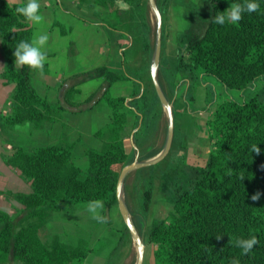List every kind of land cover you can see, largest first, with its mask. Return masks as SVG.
Segmentation results:
<instances>
[{
	"label": "trees",
	"instance_id": "1",
	"mask_svg": "<svg viewBox=\"0 0 264 264\" xmlns=\"http://www.w3.org/2000/svg\"><path fill=\"white\" fill-rule=\"evenodd\" d=\"M256 2L260 5L258 11L243 13L236 24L219 25L212 18L231 3H243V0H211V15L205 28L200 32L191 29L182 35L179 68L190 71L191 91L200 82L201 75L211 76L227 88L243 91L264 80V0ZM98 3L114 12L119 9L117 0H98ZM165 3L158 2L160 9ZM21 6L24 4L0 0V49L6 59L1 75L6 83H15L11 97L14 112L1 116L2 128L26 123L37 128L44 121L60 120L68 106L83 111L104 100L112 108L113 121L98 134L109 130L113 137L104 150H88L87 171L74 163L70 142L29 150L6 138L13 150L6 156V164L17 169L31 183L33 191L5 192L19 201L23 209L14 218L0 210V264L84 261L94 250L87 241L73 246L58 236L48 240L49 216L60 210L66 200L76 203L102 200L107 209L118 203V178L129 162L120 135L127 123L125 109H135L139 118L142 116L143 125L149 127L160 100L153 83L140 96L136 89L131 99L111 96L110 86L122 77L99 67L82 76H105L101 92L75 103V89L71 88L61 104H50L32 85L34 74L40 71L27 66L15 68V47L21 40L31 42L33 34L32 23L16 12ZM186 53L189 61L184 57ZM47 71L45 62L43 72ZM207 126L209 137L214 141L207 162L192 166L190 175L177 177L172 195L157 190L153 170L143 177V183L135 182L139 214L144 219L156 193L172 204L168 217L153 219L151 226H147V241L154 245V264H231L233 260L239 264H264V101L257 96L243 101L224 100L217 105ZM253 145L260 147L259 154L251 150ZM174 170L186 171L180 167ZM257 192L261 193L260 198L253 201L251 196ZM217 235L222 238L217 240ZM251 236L258 243L244 255L235 241Z\"/></svg>",
	"mask_w": 264,
	"mask_h": 264
},
{
	"label": "crops",
	"instance_id": "2",
	"mask_svg": "<svg viewBox=\"0 0 264 264\" xmlns=\"http://www.w3.org/2000/svg\"><path fill=\"white\" fill-rule=\"evenodd\" d=\"M38 2L39 14L44 19L40 24L32 23V38L34 34H47L49 37L42 49L46 53L48 71L36 72L32 85L50 104H61L71 88L75 89V103L84 102L92 94L101 92L105 76H82L99 67H105L109 72L122 77L110 86L109 92L113 97L131 99L136 89L140 91V96L146 88L152 87L150 66L155 48L156 20L148 0H135L133 4L122 1L128 8L122 10L119 7L117 12L99 4L98 0ZM157 2H166L161 8L163 40L158 78L172 105L175 118L174 140L167 157L179 166L185 163L203 166L214 142L209 137L207 122L213 117L217 105L230 98L243 101L257 96L264 101V80L257 81L243 91L227 88L215 78L201 75L200 82L191 91L190 71L179 68L181 37L191 29L200 32L205 28L211 15V0ZM26 3L27 0H14L11 4ZM184 57L190 60L189 54L186 53ZM5 66L6 59L0 49V210L14 218L21 213L23 206L19 201L6 196L5 192L30 193L33 188L17 169L6 164V156L13 152L6 138L29 150L61 141L70 142L73 144L74 163L87 171L90 165L88 150H104L108 140L113 137L109 130H105L102 135L98 134L112 123L113 116L111 106L100 100L83 111L68 106L60 120L44 121L37 128L26 123L3 129L1 116H9L14 112L11 97L15 89V83H6L2 78ZM209 88L213 94L208 92ZM125 110L128 113L127 123L120 135L129 154L128 163L137 158H154L163 150L167 139L166 109L160 102L154 109L155 117L149 127L143 125L142 116L139 118L135 109L127 107ZM142 154L146 156L142 157ZM129 175L124 183L123 196L133 220L138 219L134 222L146 241L147 224L153 219H164L158 213L164 209L170 211L172 204L156 193L148 217L144 219L139 214L138 199L132 196V188H127ZM134 175L131 183L133 188L138 172L135 171ZM143 175L149 173H141ZM100 201L103 203L100 214L107 217V223H99L91 218L87 211L89 201L76 203L66 200L60 210L53 211L49 216L46 223L48 240L58 236L62 242L73 246L85 240L94 249L85 261L75 260L69 264H136L137 245L119 204L107 209L105 203ZM142 227H146L143 232ZM153 252L154 245L146 244L143 264H154Z\"/></svg>",
	"mask_w": 264,
	"mask_h": 264
},
{
	"label": "clouds",
	"instance_id": "3",
	"mask_svg": "<svg viewBox=\"0 0 264 264\" xmlns=\"http://www.w3.org/2000/svg\"><path fill=\"white\" fill-rule=\"evenodd\" d=\"M14 0H7L8 4L13 3ZM117 5L122 10H127L128 6L122 3V0H117ZM260 8L259 3L256 0H243V3H231V5L222 12L217 13L213 18V22L219 25L226 23L236 24L242 19L243 13H253ZM40 4L38 0H27L26 5L17 7L16 12L25 17L28 22L40 24L43 21V16L39 14ZM49 37L47 34H34L31 42L21 40L15 47L13 53L15 60V68H21L24 66L29 67L32 70H38L43 73L44 64L46 62V53L42 51L48 42ZM253 152L259 154L261 149L259 146L253 145ZM261 193L257 192L251 196L253 201H257L260 198ZM103 208V203L100 200L89 201L87 205V211L90 213L91 218L99 223H107V217L100 214V210ZM222 236L217 235L216 239L220 240ZM258 243L255 236H251L248 239L238 238L235 241V246L242 250V254L247 255ZM231 264H239L238 260L231 261Z\"/></svg>",
	"mask_w": 264,
	"mask_h": 264
},
{
	"label": "water",
	"instance_id": "4",
	"mask_svg": "<svg viewBox=\"0 0 264 264\" xmlns=\"http://www.w3.org/2000/svg\"><path fill=\"white\" fill-rule=\"evenodd\" d=\"M148 1H149V6L151 7L155 15V18H156V40H155V48H154L153 58H152L151 66H150V71H151L152 81H153L156 93L159 97L161 104L164 106L168 114V131H167L166 143H165L163 150L157 156L149 160H140L139 158H137L135 161L127 163L122 168L121 173L118 178V182H117L116 194H117L118 204H119L122 216L125 220V223L131 235L133 236L136 242V245H137V249H138V257H137L136 264L144 263L146 243L141 237L136 227V224L131 217L128 204L124 199V196H123L124 183H125L127 175H129L130 173L135 172L145 167L155 165L163 161L171 151L173 140H174V133H175V118H174V114L172 111V105L169 102L163 90V87L159 81V78H158V69L160 66L162 40H163V15H162V12L158 5L157 0H148Z\"/></svg>",
	"mask_w": 264,
	"mask_h": 264
},
{
	"label": "rangeland",
	"instance_id": "5",
	"mask_svg": "<svg viewBox=\"0 0 264 264\" xmlns=\"http://www.w3.org/2000/svg\"><path fill=\"white\" fill-rule=\"evenodd\" d=\"M151 8V7H150ZM151 11H152V9H151ZM153 12V11H152ZM153 15H154V13H153ZM154 17H155V15H154ZM155 20H156V18H155ZM211 88H209V90H208V92L210 93V90ZM193 165L192 164H189V163H185V164H181L180 166L179 165H177L176 163H174V162H171L170 161V157H167L164 161H161V162H159V163H157V164H155V165H152V166H149V167H145L144 169H141V170H138L137 172H138V175H137V177H138V179H143V177H144V175H143V177L141 176V173H145V171H147V172H150L151 170H153V172H154V174H155V178H156V188H157V190L158 191H160V192H165L166 194H168V195H172V191L171 190H173V188L175 187V185H174V181L175 180H177V177H179L180 175H187V173H188V175H190V168L192 167ZM175 167H180L181 168V171H183V170H186V171H183V172H178V171H175L174 170V168ZM157 172H159V175L157 176L156 175V173ZM134 173V172H133ZM133 173H132V175H129V177H128V179H127V188H128V190L130 189V188H132V190H131V192H132V196L135 198V199H139V197H137V195H135L136 193H134V188L132 187V185H131V183H132V181H133V179L135 178V175L133 176ZM165 174L167 175V176H165ZM165 176V177H164ZM137 179V180H138ZM141 182V181H140ZM141 183H143V182H141ZM142 188H143V186H141ZM139 193V192H138ZM162 194V193H161ZM141 196V195H140ZM155 196H156V194L154 195V199H155ZM140 198H142V196L140 197ZM132 199V198H131ZM131 202H133V201H131ZM169 209H164V210H162V211H160L158 214H159V216H162V217H168V215H169ZM132 217V216H131ZM133 219V218H132ZM134 220H138L137 218H134ZM133 220V221H134ZM151 222H149L148 224H147V226L148 227H150L151 226ZM146 227H142V232H143V229H145ZM144 237V236H143ZM146 244L147 245H149L150 243L147 241V239H146ZM89 256V255H88ZM85 261V260H84ZM80 262H83V261H80Z\"/></svg>",
	"mask_w": 264,
	"mask_h": 264
}]
</instances>
